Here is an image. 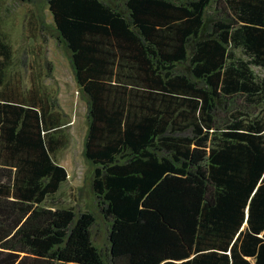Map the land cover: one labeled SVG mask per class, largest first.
<instances>
[{"label": "trees", "instance_id": "trees-1", "mask_svg": "<svg viewBox=\"0 0 264 264\" xmlns=\"http://www.w3.org/2000/svg\"><path fill=\"white\" fill-rule=\"evenodd\" d=\"M48 7L88 97L109 264H264V0ZM37 25L29 8L33 39ZM13 63L0 30V264H108L94 214L56 207L68 136L53 92Z\"/></svg>", "mask_w": 264, "mask_h": 264}, {"label": "rangeland", "instance_id": "rangeland-1", "mask_svg": "<svg viewBox=\"0 0 264 264\" xmlns=\"http://www.w3.org/2000/svg\"><path fill=\"white\" fill-rule=\"evenodd\" d=\"M110 4L121 0H107ZM33 9L37 20V37L33 39L27 31L28 9ZM0 30L3 31L14 48L12 70H19L27 86L28 64L34 63L37 72L42 71L44 86L53 91L57 107L63 114L67 145L56 151L54 157L65 167L67 180L61 184L55 197H61L65 204L56 207L72 206L76 217L83 211L94 214L91 239L95 247L109 264L108 231L111 222L100 212L94 195L92 180L94 165L85 156V140L89 126L88 97L76 80L71 51L57 31L48 7V0H5L0 12ZM42 51L38 55V45ZM177 69L190 73L188 62L179 63ZM254 70L263 75L258 67ZM237 107V106H236ZM224 112L222 106L219 107ZM260 107L251 106L249 112H259Z\"/></svg>", "mask_w": 264, "mask_h": 264}, {"label": "crops", "instance_id": "crops-1", "mask_svg": "<svg viewBox=\"0 0 264 264\" xmlns=\"http://www.w3.org/2000/svg\"><path fill=\"white\" fill-rule=\"evenodd\" d=\"M52 91V90H51ZM53 92V91H52ZM60 110V109H59Z\"/></svg>", "mask_w": 264, "mask_h": 264}]
</instances>
